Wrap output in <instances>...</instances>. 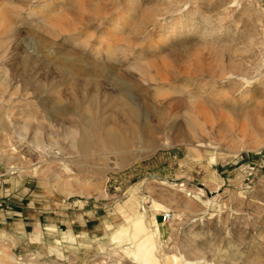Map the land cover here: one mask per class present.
Segmentation results:
<instances>
[{"label": "rangeland", "instance_id": "374dc122", "mask_svg": "<svg viewBox=\"0 0 264 264\" xmlns=\"http://www.w3.org/2000/svg\"><path fill=\"white\" fill-rule=\"evenodd\" d=\"M0 18V264H264V0H0ZM163 24L179 29L152 49ZM25 54L93 78L105 113L70 107L50 134L43 104L70 81L39 83ZM119 87L146 134L125 131Z\"/></svg>", "mask_w": 264, "mask_h": 264}, {"label": "bare ground", "instance_id": "6f19581e", "mask_svg": "<svg viewBox=\"0 0 264 264\" xmlns=\"http://www.w3.org/2000/svg\"><path fill=\"white\" fill-rule=\"evenodd\" d=\"M87 1V0H86ZM133 1V0H132ZM135 2V1H134ZM42 3H44L43 1L39 2L38 7H43ZM15 5V4H14ZM80 7V6H79ZM98 7V6H97ZM96 7V8H97ZM134 8V5H131V9ZM20 9V8H19ZM84 10V9H83ZM167 10V9H166ZM60 13V12H59ZM186 17V16H185ZM189 17V16H188ZM186 17V18H188ZM190 19V18H189ZM92 18H90V15L85 17L82 15L76 16L75 19L72 20H67V22H69L68 24L65 23V26L67 25L68 28H64L63 25H60V29L58 31L59 32V38L62 36L61 33H64L65 35H68L71 37V35H78L80 33H78L80 30L82 29L83 26H85L86 24H89L91 22ZM183 20V19H182ZM182 20H180V23H182ZM186 21V20H185ZM183 21V22H185ZM9 22V21H8ZM63 22V21H62ZM65 22V20H64ZM63 22V23H64ZM144 22V21H143ZM175 23V22H174ZM178 23V22H177ZM2 24V19L0 18V26ZM56 24V23H55ZM179 24V23H178ZM166 25V24H165ZM165 25L163 24L162 26V30L160 33L155 35V38L153 39V42L151 43L150 48L152 49H157L160 48L161 46H163L165 43V41L168 39V35H170V33L174 32L175 30L179 29V26L176 24L174 25V30L173 31H168L167 27H165ZM59 26V25H58ZM135 26V25H134ZM220 28V27H219ZM222 28V27H221ZM218 29V28H217ZM13 30V29H12ZM83 30V29H82ZM3 29L1 28L0 31V38L2 37L3 33H2ZM6 31V30H4ZM13 37L16 35V31L13 30ZM107 32V31H106ZM220 32V30H219ZM7 34V33H6ZM57 34V32H56ZM58 36V35H57ZM12 37V36H11ZM42 38V37H41ZM115 40V39H114ZM118 40V39H117ZM121 41V40H120ZM48 40L46 38L40 39L38 41L35 42L36 45L39 44H45L47 43ZM110 42V41H109ZM3 41H0V44H2ZM140 44V40L139 39H135L134 43L131 44H121L118 45L117 44V48H124L127 51H134L137 48L136 45ZM110 45V44H109ZM116 45V44H115ZM27 46V45H25ZM34 46V44H33ZM33 48L32 46H29V49ZM116 48V49H117ZM1 51V50H0ZM32 51H35L34 49ZM111 50L109 49L107 51V54L110 52ZM4 50L2 49L1 53H0V59L2 58V56L4 55ZM175 52V51H174ZM38 53V52H37ZM109 55V54H108ZM43 60V59H42ZM46 64V63H45ZM43 62H41V60L39 59V57L37 55L32 56V55H27L25 54L22 57L21 60V66L23 70H30L33 71L34 73L37 71H41L43 72L42 74L39 72V74H41V76L39 78H37L38 82L40 83L42 80V78H45L44 80L47 81L50 78H52V76H56L58 77L60 80H63V82L65 81H70L69 86L71 89L70 95H68V97H65V94L63 93L64 91H56L54 94V98H53V102L52 103H46L43 104V106L45 107L44 110L42 111V114L44 116L43 119H45L47 121V130L50 134L52 132V130L56 127H58V129H60L63 125V117L68 114V111L70 109V107H73L75 110V115L77 116V120L79 123H81L82 125L85 124H91L92 125V121H93V117H96L97 115H99L100 113L104 112L105 109L101 108L103 107L105 104L103 103V101L101 100L102 98H104V94L102 95L101 93V85L95 81L93 78L92 79H86L83 81H79L76 80V78L73 79V77H71V74L62 66L61 67H49V65H45ZM48 64V63H47ZM19 67V66H18ZM134 67V66H133ZM136 67V65H135ZM46 69V70H45ZM131 69V68H130ZM134 69V68H132ZM136 69V68H135ZM29 71V72H30ZM23 72V71H22ZM25 73V72H23ZM31 74V73H30ZM37 74V73H36ZM38 75V74H37ZM146 76V75H145ZM34 77V76H33ZM36 80V76L34 77ZM72 78V79H71ZM119 78V77H118ZM128 79L134 80L133 76L128 75L127 76ZM40 79V80H39ZM53 79V78H52ZM127 80V79H126ZM125 79L123 78H119V86H122L125 84L126 82ZM165 80V79H164ZM170 81V79H168ZM34 81V80H33ZM125 81V82H124ZM161 81V80H160ZM6 84V83H5ZM36 84V82H35ZM41 86V85H39ZM38 88V87H37ZM68 88V87H67ZM41 89V87L38 88V91ZM103 90V89H102ZM130 88L128 87H119L118 89H116V94L114 96H118L117 98L120 100V105L121 107H125L127 108V112L123 113V116L125 117L126 121H132L133 123H137V124H132L130 125V127L125 130L130 136L135 135L136 132H139L140 134H144L145 131H147L148 129V125L146 123V121H143L142 123H140L139 120H137L140 116L139 111L137 110V108L135 107V105L132 102L133 99V95L130 92ZM52 95V94H51ZM113 96V97H114ZM112 96L108 95L107 99L109 98H113ZM244 98H246V96H243ZM116 98V97H115ZM243 98V100H244ZM118 101V100H117ZM109 102V101H108ZM104 104V105H103ZM122 107V108H123ZM102 111V112H101ZM41 114V112H39ZM105 113V112H104ZM103 114V113H102ZM69 115V114H68ZM10 116V115H9ZM40 116V115H39ZM42 116V117H43ZM101 117V116H100ZM104 117V116H102ZM100 118L99 121H97L93 126V131L95 133V137H97L98 135H100L102 132H104V130L108 129V125L110 123H112V119H105V118ZM106 117V116H105ZM40 118V117H39ZM31 121V118H28ZM35 119V118H34ZM39 120V119H38ZM41 120V119H40ZM27 121V120H26ZM44 121V120H43ZM45 122V121H44ZM28 124H31L30 122H27ZM26 122L23 123V126L21 127L23 131H25V129L27 128L28 124ZM41 123V122H40ZM33 124V123H32ZM35 125V124H34ZM44 125V124H43ZM42 125V126H43ZM147 125V126H146ZM40 126V124H39ZM46 126V125H45ZM173 128H176L175 130L178 129V123L175 125ZM191 126V125H190ZM114 127V125H113ZM35 128V127H33ZM39 128V127H38ZM104 129V130H103ZM27 131V130H26ZM38 133V130H36V134ZM108 134V132H106ZM49 134V135H50ZM146 134V133H145ZM41 136L38 138L37 135L35 136V140L39 143L42 144L43 146H45V141H44V137L42 135V133L40 134ZM110 135V134H108ZM101 136V135H100ZM52 137H49L48 143L50 146L56 144L52 142L51 140ZM166 140V139H165ZM73 144V142H71V145ZM141 224V222H138L137 228L135 230V235L140 237V234L142 233L141 230L139 229V225ZM146 233V232H145ZM164 230L160 229V235H163ZM143 235V234H142ZM155 235V234H154ZM146 237V236H145ZM144 237V238H145ZM140 239V238H139ZM154 239V238H153ZM161 239V237L159 238ZM138 240V237H137ZM156 242V241H154ZM139 243V242H138ZM155 244V243H154ZM157 245V244H155ZM143 248V247H142ZM160 250V248H159ZM161 256V255H160ZM174 257V256H173ZM178 259V258H177ZM161 260L164 262L163 264H173V261L175 260V258H168L166 255L161 256ZM160 262V261H159Z\"/></svg>", "mask_w": 264, "mask_h": 264}, {"label": "built area", "instance_id": "2783aa9c", "mask_svg": "<svg viewBox=\"0 0 264 264\" xmlns=\"http://www.w3.org/2000/svg\"><path fill=\"white\" fill-rule=\"evenodd\" d=\"M161 217L164 221H168L171 218V214L169 212H165Z\"/></svg>", "mask_w": 264, "mask_h": 264}]
</instances>
